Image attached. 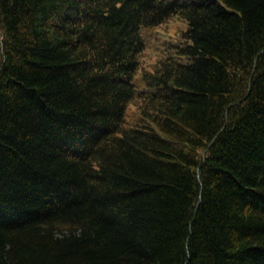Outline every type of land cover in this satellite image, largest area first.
I'll use <instances>...</instances> for the list:
<instances>
[{
	"label": "trees",
	"instance_id": "trees-1",
	"mask_svg": "<svg viewBox=\"0 0 264 264\" xmlns=\"http://www.w3.org/2000/svg\"><path fill=\"white\" fill-rule=\"evenodd\" d=\"M0 264H264V0H0Z\"/></svg>",
	"mask_w": 264,
	"mask_h": 264
},
{
	"label": "rangeland",
	"instance_id": "rangeland-1",
	"mask_svg": "<svg viewBox=\"0 0 264 264\" xmlns=\"http://www.w3.org/2000/svg\"><path fill=\"white\" fill-rule=\"evenodd\" d=\"M187 26L185 20L173 17L159 26L146 27L142 30L141 35L145 46L139 57L140 66L133 79L137 88L144 87L145 81L142 79V74L146 70H154L158 62L169 55L170 48L174 43L181 41L180 36Z\"/></svg>",
	"mask_w": 264,
	"mask_h": 264
}]
</instances>
